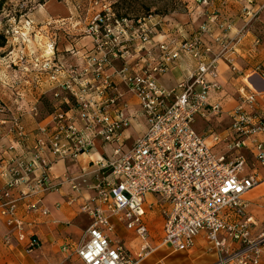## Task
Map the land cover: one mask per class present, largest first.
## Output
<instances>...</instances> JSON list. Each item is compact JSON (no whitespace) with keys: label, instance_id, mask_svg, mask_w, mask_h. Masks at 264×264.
<instances>
[{"label":"built area","instance_id":"2783aa9c","mask_svg":"<svg viewBox=\"0 0 264 264\" xmlns=\"http://www.w3.org/2000/svg\"><path fill=\"white\" fill-rule=\"evenodd\" d=\"M238 1L243 25L231 38H214L219 44L216 53L202 41L203 34H210L209 23L221 16L215 9L205 12L206 21L187 38L178 41L168 31L163 41L154 43L152 34L168 24L166 18L148 14L136 21L119 19L109 3L102 4L87 27L92 46L77 50L83 63L55 64L56 41L40 43L42 52L33 50L28 65L20 51L17 59L25 62L23 70L32 73V80L21 76L14 82L15 98L26 102L23 88L40 87L45 74L46 81L54 85L47 90L54 103L35 131L27 132L20 116L10 117L14 139L8 149L19 144L26 151L0 159V177L5 180L0 188V213L9 228L5 243L14 235L26 252L37 248L39 239L25 234L17 216L19 202L35 198L25 207L46 215L41 198L60 185L49 172L53 162L103 148L105 157L96 159L94 180L86 184L93 193L80 207L90 219L88 240L76 249L84 264H140L154 249L148 243L146 222L147 209L152 206L159 208L163 218L161 242L172 251L188 250L194 238L203 234L217 254L210 264L264 261V232L252 236L253 221L243 199L261 181L257 167H264V91H257L246 80L250 73L264 79V63L250 72L235 65L236 44L256 18L248 6L252 0ZM212 2L193 0L202 7ZM217 24L224 31L234 26L226 18ZM260 41L256 35L252 48ZM184 56L193 59L195 67L173 86L161 84L158 77ZM221 59L243 79L246 90L237 94L227 128L221 132L208 126L200 133L195 128L197 120L208 122L222 112L220 99L212 98L213 92L222 91ZM126 94L137 99L132 113ZM29 106L33 116L39 115L35 103ZM4 113L0 100V127L7 120ZM139 116L146 120V130L126 146L130 136L123 132ZM221 142L223 154L214 150ZM72 188L80 189L77 182ZM112 217L144 240L137 255L110 239Z\"/></svg>","mask_w":264,"mask_h":264},{"label":"crops","instance_id":"0c3cea01","mask_svg":"<svg viewBox=\"0 0 264 264\" xmlns=\"http://www.w3.org/2000/svg\"><path fill=\"white\" fill-rule=\"evenodd\" d=\"M186 1L187 12L182 16V19H173V22L156 28L150 41L154 43L163 41L167 36L165 33L168 31L178 41L187 38L197 30L201 23L206 21L205 12L210 8L221 14L219 19L217 18L209 23L210 34L202 35V41L205 44L210 43L213 51L218 50V46L213 42L215 41L214 38L219 36L231 38L243 25L240 19L241 3L238 0H213L210 7L197 6L193 3V0ZM248 6L256 13V18L241 42L236 46V54L232 55L235 58V65L246 72H250L258 63H264V0H252V3ZM222 18L231 19L234 24L233 28L228 31L221 29L217 23ZM256 35L260 36L261 42L257 49H253L252 43ZM22 42L18 41V50L23 49L21 47ZM77 44H80L79 41ZM6 47H9L8 42ZM27 50L26 56L30 58L29 54L31 55V52L34 51L32 47ZM22 51L26 52V49ZM194 67L195 61L184 56L159 76L158 81L167 87L173 86ZM218 71L222 91L213 92L212 98L213 100L220 99L222 112L212 117L209 122L212 129L222 132L230 125L229 112L235 105L237 94L246 90L247 84L243 82L242 78L229 70L223 59L219 61ZM6 73L7 67L4 65V59H0V99L8 106L6 115H3L7 120L0 127V159L26 151V147L19 144L13 150L8 149V145L14 139V135L10 130V117L20 116L24 129L27 132L35 131L40 123L44 122L43 117L53 108L51 95L50 97L48 95L42 96L39 89L33 90L31 87L26 93V102H19L9 87L10 79ZM246 80L257 91H264V79H261L255 73H250ZM230 90H233L232 93ZM126 99L132 104L128 111L132 113L137 109L138 103L134 104L131 101L137 99L131 94H126ZM43 101H48L50 108H44ZM33 103L36 104L39 111L37 116H33L29 111V105ZM18 107L21 109H18ZM144 122L141 123L140 118H134L130 127L123 132V135H127L131 127L136 131L137 136L142 134L146 130V123ZM209 122L208 125L210 126ZM199 123L200 129H202V123L204 122L199 121ZM132 141L133 139L130 138L126 146H130ZM214 150L219 154H223L225 145L221 142L214 146ZM100 153L96 152L95 149L89 153L79 155L77 159H59L53 162L49 172L55 182H60V185L57 190H53L41 198L40 205L48 210L46 215L39 212H30L25 207L27 201H34L35 198H27L19 202L17 216L23 221L25 234L27 236L33 235L39 239V245L33 251L26 252L24 243L18 242L14 235L9 243L4 242L3 237L8 233L9 228L6 226L5 218L0 213V264H84L77 256L76 249L88 240L86 228L90 223V219L86 213L81 211L80 207L93 193L91 189L86 187V184L94 180V171L97 168L95 161ZM246 155L250 156L247 152ZM257 172L261 178L260 183L243 195V199L247 203V216L253 221L252 236L264 232V167L258 166ZM4 182L5 180L0 177V188L3 187ZM75 182L79 184L80 188L77 191L72 188ZM147 197L151 196L148 195ZM153 211L155 210L148 212L152 215ZM150 217L147 214V223ZM112 222L114 225V230L110 234L112 242L121 243L130 255H137L144 244V240L134 232L126 229L124 223L117 218L112 217ZM152 246L154 249L142 258L140 264H210L217 257L216 252L210 248L203 234L197 235L194 238L193 246L185 251H172L167 245L160 243V246H164L161 248L168 250L167 255L170 257L157 258L156 256L155 259L150 257L158 249V245L153 244ZM260 264H264V261Z\"/></svg>","mask_w":264,"mask_h":264},{"label":"rangeland","instance_id":"374dc122","mask_svg":"<svg viewBox=\"0 0 264 264\" xmlns=\"http://www.w3.org/2000/svg\"><path fill=\"white\" fill-rule=\"evenodd\" d=\"M0 1L2 2L0 6V32H2L6 36V43H9V47H6L5 44L0 48V59H4V65H6L7 67L6 75L10 79L9 87L12 89L13 93L15 86L14 82H16L18 78H21V76H23V79L26 78L28 81L32 80V73H27L23 70L22 65L25 64V62L21 63V61L23 62V60L17 59V56H19L21 51V48L20 50H18V41H23V44L21 43V47H23V49H26V52L22 53L23 55H26V53H28L27 49H29V47H32L33 50L38 48V52H42L43 49L42 46H39L40 43L44 45V42L46 41H56L53 42L56 53L54 63L57 65H65L67 63L79 64L83 63V61L79 57L81 54L78 53L77 50H84L92 46L93 40L90 35H88L87 27L91 23L90 21L93 14L96 13V11L100 9V7H102L103 3L110 4L111 10L113 11L115 17L116 15H124L128 18H136L144 15L147 16L148 14H153L155 15V17L162 16L166 18L168 16V18H166L167 23L173 22V19L181 20L182 16L187 12L186 0H98V5H96V0ZM57 20L59 21L57 22ZM78 41L80 44H77ZM213 42L218 46L219 50L218 42ZM240 42L241 41H239L236 46ZM260 42L258 43L256 49L259 47ZM207 45L211 47L210 43H207ZM216 52L213 51V53ZM25 59L26 65H28V60H30V58H28L27 56ZM15 63H19V66H16ZM115 65L117 66V63H115ZM234 74L237 75L236 73ZM40 78L42 79L43 83L41 85H38L41 88H35V86H33L34 84L26 85L23 88L24 93H27L28 89H30L31 87L33 90L39 89V91L41 92L40 95H48V97H50L51 92H49V89H52L54 87L53 83L49 84L46 81L47 76L45 74H43ZM43 84H45V86L47 87L44 86V88ZM44 91H46V93H44ZM232 91L233 90H230L231 93ZM48 101H43L44 108H50ZM1 102L4 105L5 109L4 115H6L8 106L4 101L1 100ZM131 102L135 104L137 100H133ZM138 118H140L141 123L144 121V123H146L144 117L139 116ZM199 121L204 122L202 123V129H200ZM208 122L204 120H197V122L195 123V128L200 133L205 132L207 130V127L209 126ZM209 124V127H212L210 122ZM128 135H131L130 138H132L133 140L136 138L137 134L136 131H134L133 127L130 128V131L127 135L125 134V136ZM97 150L98 153H100L101 151L100 156L105 157V155H102V150H104L103 148H97ZM98 158L99 157H97L96 159ZM147 198L151 200L150 197ZM151 210H155L153 211L154 213L152 215H150L148 212ZM147 214L148 217H152L149 218V221L147 223L149 228L148 243L151 241L152 245H158V249L150 257L154 259L156 258V256L157 258H163L164 256L170 257L167 255L168 250L161 248L164 246H160V243L162 244L161 237L163 218L159 208H153L152 206V208L147 209L146 216Z\"/></svg>","mask_w":264,"mask_h":264},{"label":"trees","instance_id":"16d2710c","mask_svg":"<svg viewBox=\"0 0 264 264\" xmlns=\"http://www.w3.org/2000/svg\"><path fill=\"white\" fill-rule=\"evenodd\" d=\"M1 4H2V2L0 1V6H1ZM0 12H1V7H0ZM145 16L146 15L140 16V17H136V18H130V17L128 18V17H126L124 15H116V17L119 18V19H126V20H133V21H136L137 19L143 18ZM5 44H6V36L2 32H0V48L3 47Z\"/></svg>","mask_w":264,"mask_h":264},{"label":"bare ground","instance_id":"6f19581e","mask_svg":"<svg viewBox=\"0 0 264 264\" xmlns=\"http://www.w3.org/2000/svg\"><path fill=\"white\" fill-rule=\"evenodd\" d=\"M47 51H50V50H47Z\"/></svg>","mask_w":264,"mask_h":264}]
</instances>
